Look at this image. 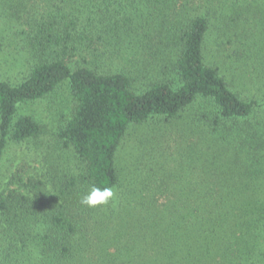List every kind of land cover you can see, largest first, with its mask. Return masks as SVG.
<instances>
[{
  "label": "trees",
  "instance_id": "16d2710c",
  "mask_svg": "<svg viewBox=\"0 0 264 264\" xmlns=\"http://www.w3.org/2000/svg\"><path fill=\"white\" fill-rule=\"evenodd\" d=\"M0 21L5 67L26 57L0 75V157L40 132L22 106L68 82L75 108L58 136L84 164L58 193L29 182L32 195H0V264H243L235 252L249 253L264 224L243 170V159L264 160V0H0ZM211 32L217 56L258 83L257 98L207 63ZM141 125L145 169L122 175L118 153ZM178 125L189 127L181 142L166 136ZM231 138L240 167L223 173L229 150L218 146ZM177 149L208 168L178 175ZM92 185L114 187L115 199L81 204Z\"/></svg>",
  "mask_w": 264,
  "mask_h": 264
},
{
  "label": "rangeland",
  "instance_id": "374dc122",
  "mask_svg": "<svg viewBox=\"0 0 264 264\" xmlns=\"http://www.w3.org/2000/svg\"><path fill=\"white\" fill-rule=\"evenodd\" d=\"M215 37L216 34L212 32L208 35L206 44L207 63L209 65L219 66L222 72L224 74L226 73L227 80L230 82L233 91L237 92L242 98H247L248 96H255V98H257L256 96H259L257 90L259 86L258 83L254 82L255 80H249V77L246 76V71L240 64L239 66L236 64V66H232L231 68L230 65L226 63L227 61L224 62L220 56H217L216 51H214ZM5 52H7L6 48H0V75L7 76L11 74L9 75V78H11L17 70L24 69L26 57L20 58L19 61L21 65H17L16 62L11 64L9 60V67H5L7 59ZM260 55L258 60L262 61L264 53ZM11 60H13V58ZM140 66H143V77L145 76L146 70L145 63ZM146 66L148 68L149 78L153 79L157 77L156 73L159 71V67L157 69V67H154L150 63ZM127 68H129L128 65ZM241 70L243 72H240ZM132 72V74H134V69ZM169 74L171 75V73H168V75ZM141 79L142 78L136 82L134 85L135 88H142V83H145V80ZM74 108L75 101L72 98L68 82L61 84L44 98L38 101L28 102L22 106L19 113L33 118L34 121L38 123L40 132L36 137L24 142H8L0 157V195H6L9 192L15 193V195H32L33 190L29 182L51 193H56V190L58 193L62 186L70 179L83 176L84 164L77 158L72 147L65 146L64 142L58 136L59 132L72 118ZM196 111L198 110L196 109L195 112ZM260 122H264L263 117H260ZM188 129L189 127L187 126L183 129L178 125L177 129L173 128V130L167 132L169 135H165L181 142L179 134L182 133V130L187 132ZM148 130L149 126L147 125L134 126L129 129L117 157L118 166L122 171V175H135L140 168L145 169V136H148ZM234 139L235 138H231V141L228 142L229 144H224L225 146H218L221 150H229L227 154L222 156V163L220 165L222 166L221 171H223V173L237 171L240 167L239 159L242 154L237 144L235 145L232 142ZM164 142L166 144V140ZM165 144L163 145L164 147ZM168 144L169 146L174 145L172 140L168 141ZM177 150L178 153H173V158L175 159L177 156V162L175 161V163L178 167V175L186 174L190 180V178H193L192 174L195 176L197 170L202 171L204 168H208L203 161L196 159L195 154L192 155V158L188 157V159L184 158V156L186 157L188 155L185 154L186 151L180 152L179 149ZM183 152L184 154H182ZM199 153L202 152H198L196 155H199ZM251 158L252 157L249 158V161L248 159H243L245 164L243 170L246 174H250L247 176L248 180H244L245 185H248L247 188H245L247 191L245 193H252V195L260 196V199L264 200V160L257 161L256 158ZM234 176H236L237 179L241 178L240 174L232 175V177ZM40 183H42V185H40ZM181 185L183 188H192L184 180H181ZM230 189L238 192L245 191L242 188ZM53 197H56V195ZM257 228H259L260 233L254 231L257 233L258 238H256L255 244L252 243L253 247H251L249 253H247L244 247L239 249L238 245L237 247L234 246L235 249H239V251L237 250L238 252H235V261L243 262V264H264V224L260 223ZM239 243L243 246V242Z\"/></svg>",
  "mask_w": 264,
  "mask_h": 264
},
{
  "label": "clouds",
  "instance_id": "9594fccd",
  "mask_svg": "<svg viewBox=\"0 0 264 264\" xmlns=\"http://www.w3.org/2000/svg\"><path fill=\"white\" fill-rule=\"evenodd\" d=\"M115 199V189L111 186L99 187L92 185L87 194L81 197L80 203L90 208L108 205Z\"/></svg>",
  "mask_w": 264,
  "mask_h": 264
}]
</instances>
